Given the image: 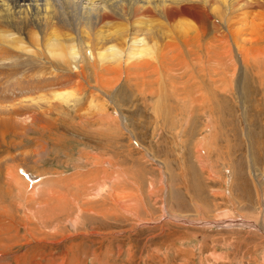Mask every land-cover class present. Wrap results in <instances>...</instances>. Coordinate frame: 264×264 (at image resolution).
Returning <instances> with one entry per match:
<instances>
[{
  "label": "rangeland",
  "instance_id": "obj_1",
  "mask_svg": "<svg viewBox=\"0 0 264 264\" xmlns=\"http://www.w3.org/2000/svg\"><path fill=\"white\" fill-rule=\"evenodd\" d=\"M218 35L207 23L187 70L111 90L110 73L0 75V129L43 94L0 137V264H264V41L243 68Z\"/></svg>",
  "mask_w": 264,
  "mask_h": 264
},
{
  "label": "bare ground",
  "instance_id": "obj_2",
  "mask_svg": "<svg viewBox=\"0 0 264 264\" xmlns=\"http://www.w3.org/2000/svg\"><path fill=\"white\" fill-rule=\"evenodd\" d=\"M207 23L219 33V39L229 41L219 56L241 54L245 68L250 50L256 64L257 54L263 49L252 44L264 41V0H0V75L16 67H29L35 72L73 68L83 81L85 72L98 78L110 73L102 78V87L111 90L116 88L122 73L125 80L131 70L137 78L176 66L187 70L189 62L182 55L184 51L187 57L192 55L193 44L199 47ZM159 36L161 44L147 43V39ZM236 70L233 68V76ZM24 82L29 90L44 85L40 79L31 83L25 78ZM75 85L79 88L78 80ZM64 93L55 90L52 95L62 97ZM190 94L186 95L193 100L190 104L195 100L197 103L196 94ZM42 95L16 100L17 106L8 113L9 121L1 122V138L7 131L17 132L10 120L19 114V107ZM6 167L8 183L17 180L15 168Z\"/></svg>",
  "mask_w": 264,
  "mask_h": 264
}]
</instances>
